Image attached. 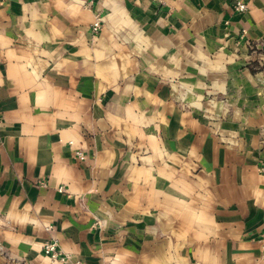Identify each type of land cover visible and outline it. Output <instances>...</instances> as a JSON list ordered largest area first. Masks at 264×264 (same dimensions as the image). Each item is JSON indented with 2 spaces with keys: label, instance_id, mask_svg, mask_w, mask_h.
<instances>
[{
  "label": "crops",
  "instance_id": "crops-1",
  "mask_svg": "<svg viewBox=\"0 0 264 264\" xmlns=\"http://www.w3.org/2000/svg\"><path fill=\"white\" fill-rule=\"evenodd\" d=\"M240 1L0 0L13 264H63L47 241L67 264H264V0Z\"/></svg>",
  "mask_w": 264,
  "mask_h": 264
},
{
  "label": "built area",
  "instance_id": "built-area-1",
  "mask_svg": "<svg viewBox=\"0 0 264 264\" xmlns=\"http://www.w3.org/2000/svg\"><path fill=\"white\" fill-rule=\"evenodd\" d=\"M89 5H88V7H89ZM232 5H233L234 11L237 13H242V12H245L247 10V5L240 0H233ZM102 26H103V24H102L101 16L99 14H95L94 22L91 25L92 33L94 35L99 34V32L102 29ZM75 155L79 159L84 158V155L80 151H76ZM260 171L264 172V168L263 167L260 168ZM41 185L45 186L44 183H41ZM58 192H65V190L63 187H59ZM42 252H43L44 256L49 258L51 261H58V262L63 263V264H67V263L73 261L72 257L69 254L62 252L58 248V246L56 245V243L54 241L45 242L43 244V247H42Z\"/></svg>",
  "mask_w": 264,
  "mask_h": 264
},
{
  "label": "rangeland",
  "instance_id": "rangeland-1",
  "mask_svg": "<svg viewBox=\"0 0 264 264\" xmlns=\"http://www.w3.org/2000/svg\"><path fill=\"white\" fill-rule=\"evenodd\" d=\"M0 264H13L11 260L7 257V252L0 242Z\"/></svg>",
  "mask_w": 264,
  "mask_h": 264
}]
</instances>
